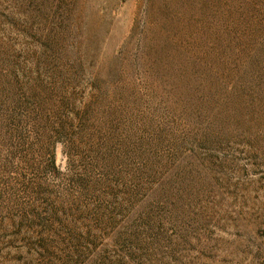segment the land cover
<instances>
[{
	"label": "rangeland",
	"instance_id": "1",
	"mask_svg": "<svg viewBox=\"0 0 264 264\" xmlns=\"http://www.w3.org/2000/svg\"><path fill=\"white\" fill-rule=\"evenodd\" d=\"M243 49L264 0H0V264H264Z\"/></svg>",
	"mask_w": 264,
	"mask_h": 264
},
{
	"label": "trees",
	"instance_id": "2",
	"mask_svg": "<svg viewBox=\"0 0 264 264\" xmlns=\"http://www.w3.org/2000/svg\"><path fill=\"white\" fill-rule=\"evenodd\" d=\"M250 36L247 38V40L249 41ZM243 54H245V65L248 66H253L256 65V68H254V75H258V79L260 80V84L258 85V88L260 87H264V71L260 70L264 68V57L263 55H256L254 51H249V49L244 50L243 49ZM253 73V72H252ZM252 73H245L248 78L247 81L251 80V76H253ZM238 78V77H237ZM250 87V86H249ZM249 87L247 88L246 86H243L242 88L239 87H235L232 85V91H230V94H248V93H244L246 90H249ZM256 94H264V90L261 89L260 91H258ZM29 113V112H28ZM28 113H24L21 115H17V116H9L7 114H2V116L0 117V127H2L3 125L6 126L9 123H11L12 130L13 132H17V141H20L22 143H27L24 140H26V138L28 137L29 134H33L34 132H38L37 131V125L38 124H34L37 123V121H41L40 117L41 116H36V120L34 121V123H30L27 124L28 122V118H29V114ZM23 125H26V127ZM71 123L69 121L65 120H61L58 121L57 124V128H59V131L61 133L65 134V137H68L67 134H69L68 131H70V127H71ZM81 135H79V140H81ZM72 146L77 147V144H75L74 142L71 143ZM54 157L52 154V161Z\"/></svg>",
	"mask_w": 264,
	"mask_h": 264
}]
</instances>
